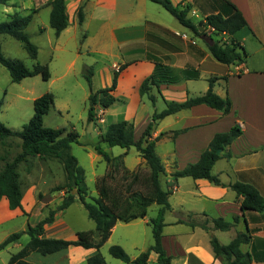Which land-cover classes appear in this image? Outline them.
I'll return each instance as SVG.
<instances>
[{
	"label": "crops",
	"instance_id": "1",
	"mask_svg": "<svg viewBox=\"0 0 264 264\" xmlns=\"http://www.w3.org/2000/svg\"><path fill=\"white\" fill-rule=\"evenodd\" d=\"M39 1L35 14L38 15L42 9L51 14L50 3L53 0ZM225 1L172 2L182 8L190 5L191 11L188 16L190 17L192 12L194 17L201 19L194 6L203 7L207 16L221 12L226 6ZM228 1L241 11L248 23V27L235 36L244 47L248 58L232 65H224L215 60L208 48L210 41L208 36H203L202 43L191 48L183 37L188 35L186 33L190 30L183 27L178 20L179 24L173 23L154 6L158 4L149 0H67L69 27L60 36H56V49L61 53L65 51L68 40L76 41L78 36L84 33L85 40L82 46L86 53L92 56L91 63L94 64L95 54L115 58L118 62L114 61L112 71L106 65L100 71L102 75H107L108 82L113 80L111 73L114 75L121 66H126L120 73L117 89L113 93L118 102L111 109L119 112L123 110V120L134 121L136 140L141 138L154 114L146 118L142 127L137 125L140 110L149 109L146 104L149 100L140 96L139 89L142 82L153 73L155 63H161L174 70L194 69L200 72L198 78H183L178 83L161 84L159 89L161 94L154 90V93L158 94L156 104L162 100L166 106L162 96L165 101L178 103L185 102L188 98L202 96L208 91V80L213 76L217 78L214 92L223 98L231 99L233 109L227 115L206 105H200L166 117L156 124L153 131L155 139L161 133L185 130L174 139L166 135L156 143L157 154L166 170L172 169L168 179L162 182L163 189L177 188L172 193L175 194L174 204L169 199L172 209L165 216L166 226L162 240L167 255L173 257L171 264H225L223 257H215L210 243L211 238L215 236L222 244L227 245L238 233L251 235V241L242 245L241 249L243 252L255 251L259 255L260 261H254L252 264H264V211H243L241 204L244 198L238 196L230 187L216 186L208 180H195L190 177L175 182L172 177L173 172L197 163L216 134L227 133L233 126L239 125L242 135L228 148L232 157L217 161L213 174L225 185L237 182L252 185L264 197V0ZM83 3L85 21L80 25L76 11ZM44 32L48 33L49 30L45 28ZM75 48L77 50L78 46ZM50 63L52 65L53 59ZM216 65L223 68L220 73L213 69ZM47 66L51 75L50 81H62L69 72L75 70L76 61L74 59L66 62L64 71L55 73L56 77L53 68L49 64ZM95 78L96 75L93 76V85ZM111 84H105L106 87L103 88L110 87ZM122 107L125 108L121 109ZM111 109L99 111L104 115ZM137 154L136 162L132 167H127L128 169L134 170L145 163L138 152ZM127 160L128 157L125 163ZM63 197L64 193L59 194L58 199L63 200ZM24 203L23 198V208L11 210L9 201L3 197L0 201V226L23 217ZM60 204L56 203V208ZM191 214L198 224H204L207 219L217 218L233 222V218L237 216L239 222L229 231H206L201 227L192 228L179 223L180 219L188 220ZM58 215L55 222L46 227L45 237L62 239L61 232L70 229ZM170 215H174L175 218H171ZM208 226L212 227L213 224L210 223ZM78 232L80 231H71L64 239L75 240ZM14 245L22 246L19 241ZM97 252L96 249L71 247L47 256L32 253L27 261L32 264H87L88 259ZM153 254L155 253H151L150 260L157 263V254L155 258ZM139 256L130 258L135 260Z\"/></svg>",
	"mask_w": 264,
	"mask_h": 264
},
{
	"label": "trees",
	"instance_id": "2",
	"mask_svg": "<svg viewBox=\"0 0 264 264\" xmlns=\"http://www.w3.org/2000/svg\"><path fill=\"white\" fill-rule=\"evenodd\" d=\"M8 1L0 0V6L6 5ZM66 1L53 0L50 3L52 8L50 26L55 30L57 37L69 27ZM149 1L161 5L183 27L196 36H208L210 38L208 48L219 63L232 65L237 62H243L248 58L244 47L235 39L236 34L248 27V23L241 11L230 1H225L226 6L223 7L221 12L207 15L201 20L200 24L188 16L191 11L190 5L182 8L180 5H175L172 0ZM84 8L85 4L83 3L76 11L80 25L85 21ZM32 21L33 15L17 16L8 22L0 24V64L8 70L13 83H20L26 78L38 75H42L44 80H49L51 77L48 66L38 64L33 69H29L23 62L8 59L3 54L1 38L8 35L19 41L32 59H38L39 48L30 40L26 33V29ZM201 26L206 29L209 26L213 27L216 32L212 35H207L201 30ZM222 33L228 34L231 39L230 44L222 45L220 40L214 39V36L218 38ZM125 67L123 65L118 71L114 72L110 87L95 92L93 90V67L86 69L85 78L90 87V96L88 98L90 122L95 120L97 107L109 110L117 104L118 99L113 93L117 89L120 73ZM189 72L194 73V75H190ZM176 73V70L166 65L155 63L153 73L140 86V96L146 97L155 106L158 94H161L159 90L161 84H174L183 78L191 79L200 76V73L196 74L197 70L194 69L183 70V75L181 76L175 75ZM185 73L187 74L185 75ZM208 81L209 89L205 94L188 98L182 103L165 101L162 96L166 108L161 112L155 111L139 140H136L134 136V121L122 120L109 125L107 130L101 134V143L108 144L110 147H120L127 151L119 156H111L102 146L98 145L95 147L97 153L107 164L106 173L97 180L98 195L96 197L90 196L89 187L86 183V171L72 153V145L79 143V134L68 133L64 135V129H53L46 127L44 124L45 116L55 106L53 94L46 93L34 101V115L21 131L12 130L0 121V144L2 146L5 145L8 139L13 137L22 140L21 153L12 161L6 162L0 169V201L3 197H6L11 210L23 208L24 192L19 166L27 163L29 157H55L59 159L66 176L65 185L58 186L55 189L56 191L65 192L62 203L56 209H50L48 214L35 226H29L26 231L12 233L0 243V251H3L18 242L23 235L27 234L30 236L29 243L16 254L11 255L7 264H32L27 261V258L32 253L47 256L71 247L96 249L98 252L88 259L87 264H107L100 250L110 239L117 223L128 224L139 219H145L148 216L149 208L155 204L159 205L160 209L157 217L151 220L154 244L147 251L142 252L134 261L139 264H148L150 255L154 252L157 254V264H171L173 257L167 255L162 240L166 226L165 216L172 209L169 199L173 192L171 189H163L161 177L166 174V168L157 154L156 143L166 135H170L174 139L184 133L185 130L161 133L155 139H153V131L156 124L166 117L200 105H206L223 112L225 115L231 113L233 109L231 99L229 97L223 98L214 92L217 78L212 77ZM155 89L158 94L154 93ZM2 106L3 101H0V113ZM241 135L242 129L239 125L233 126L227 133L216 134L197 163L189 164L184 169L172 173L174 181L177 182L181 178L190 177L195 180H208L216 186L230 187L238 196L244 198L241 204L243 211L263 212L264 197L254 186L241 182L225 185L217 175L213 174V168L217 161L232 157L228 148ZM132 147L137 150L145 161L146 166L149 168L148 173L143 172L144 170L142 169L129 170L127 168L125 158L128 155V150ZM219 150L222 151L220 155L218 154ZM77 200L83 204L89 219L95 222L98 238L95 239L96 233L91 230L78 232L75 240L45 237L46 227L52 225L56 216L60 212L66 211ZM238 222L239 217L237 216L233 218V222L217 218L207 219L204 224H198L192 214L189 215L188 220H179V223L187 224L192 228L201 227L206 231H229ZM210 223L213 224L212 227L208 226ZM250 241V234L238 233L227 245L222 244L215 236L211 238L210 243L215 257H223L225 264H252L254 261H260L259 255L255 251L243 252L241 249L242 245L248 244ZM109 252L114 258L127 264L134 262L124 248L119 245L112 246Z\"/></svg>",
	"mask_w": 264,
	"mask_h": 264
},
{
	"label": "rangeland",
	"instance_id": "3",
	"mask_svg": "<svg viewBox=\"0 0 264 264\" xmlns=\"http://www.w3.org/2000/svg\"><path fill=\"white\" fill-rule=\"evenodd\" d=\"M39 3V0H9L6 5L0 6V24L8 22L17 16L33 15V21L27 27L26 33L30 40L39 48L38 59H32L23 45L8 35L2 36L1 38L3 54L8 59L23 62L29 69H33L38 64L41 66H47V64H49L53 68V71H55L54 77L57 76L55 73H62L64 71L65 63L68 61L75 59L76 68L72 72H69L62 81L44 80L42 75H38L26 78L20 83H13L8 70L0 64V101H3L0 121L12 130L21 131L34 115V101L46 93L53 94L55 106L45 116L44 124L49 128L64 129V135L68 133L79 134V143L72 145V153L86 171V183L89 187L90 196L96 197L98 195L97 180L106 173L107 164L97 153L95 147L98 145L102 146L111 156H119L127 151L120 147H110L105 143H101L100 138V134L104 133L110 124L122 121L124 116H122L123 110L119 112L114 111V109H111L107 114L103 115L99 111L100 108L97 107L95 120L93 122L89 121L88 98L90 96V87L86 81L85 73L87 68L93 67L94 75H96L93 90L95 92L103 89V87H106L105 84L110 85L112 83V79L108 82L106 79L107 75H102L100 71L105 65L112 71L113 63L117 60L115 58L103 57L100 54H95L94 64L91 63L92 56H89L82 46L85 40L84 33L80 34L76 41H67L66 48L64 49L66 52H59L55 45V30L50 26L49 12L46 9H42L38 15L33 14ZM154 6L173 23L179 24L177 19L161 5ZM194 10L200 14L202 18L198 19L194 17L192 12L190 18L200 24L201 20L206 17L205 10L203 7L200 8L198 6H194ZM45 28L49 30L48 33L44 32ZM201 30L206 33V28L204 26H201ZM186 34L192 38V41L187 40L191 48L202 43L201 39L203 36H196L191 31ZM214 39L220 40L222 45H228L227 42L231 43L230 37H224L222 35L218 38L214 36ZM76 45L78 46L77 50L75 48ZM51 59H53L52 65L50 63ZM90 64H93V66ZM213 69L216 73H220L223 70V68L218 65L214 66ZM176 72L175 75L177 76L183 75V70L179 69L176 70ZM198 73L200 72L197 71L196 74ZM186 74L187 73H185V75ZM189 74L194 75V73L190 72ZM111 76H113V73H111ZM146 104L149 109L146 111L140 110L139 112L137 125L141 127L144 125L148 116L155 113V111L160 112L166 108L162 100L155 106L150 101H147ZM124 108L125 107H122L121 109ZM21 142L22 140L20 138L13 137L8 139L4 146L0 144L1 168L6 162L12 161L21 153ZM160 151L162 153V150ZM137 155V150L132 147L127 156L128 160L125 163L127 167H132L134 165L133 163L136 162ZM137 169H142L145 173L149 172V168L145 163H142L134 170ZM171 171L172 169L166 170V174L161 177L162 182L168 179V174ZM19 173L24 192V215L19 219L9 221L0 226V243L7 235L26 231L29 226H35L48 214L50 209L56 208V203H62V200L58 199L59 194L64 193L65 195V192L55 190L58 186H63L66 183L63 165L60 160L55 157H29L27 163H23L19 166ZM176 190V187L171 189L172 192ZM174 195L175 194L170 197L171 203L173 204ZM159 208L160 206L157 204L149 208L147 221H145V218L133 221L129 224L123 222L117 224L116 230L100 251L107 264H127L114 258L110 254L109 249L112 246L119 245L123 247L131 257H136L139 256L141 252L147 251L154 244L151 220L157 217ZM58 216L60 219L64 220L70 228L65 232H61L60 235H63L62 239L69 236L71 231L90 230L96 233L94 236L95 239L98 238L96 224L89 219L87 211L80 201L77 200L66 211L60 212ZM170 217L175 218L174 215H170ZM29 241L30 236L25 234L19 240L22 246L12 244L7 249L0 251V264H7L11 255L16 254L22 249L21 247L27 245ZM155 257V254H153V258ZM148 264L157 263L149 259Z\"/></svg>",
	"mask_w": 264,
	"mask_h": 264
},
{
	"label": "built area",
	"instance_id": "4",
	"mask_svg": "<svg viewBox=\"0 0 264 264\" xmlns=\"http://www.w3.org/2000/svg\"><path fill=\"white\" fill-rule=\"evenodd\" d=\"M214 32H216V30L213 27H210V26L207 27L206 33L208 35H212ZM221 35L224 36V37H229L228 34H226V33H222ZM183 37H184V39H186L188 41H192V39L188 35H184ZM227 44H230V42H227Z\"/></svg>",
	"mask_w": 264,
	"mask_h": 264
},
{
	"label": "water",
	"instance_id": "5",
	"mask_svg": "<svg viewBox=\"0 0 264 264\" xmlns=\"http://www.w3.org/2000/svg\"><path fill=\"white\" fill-rule=\"evenodd\" d=\"M222 153V151L221 150H219L218 151V154L220 155ZM129 264H139L138 262H136V261H134V262H131V263H129Z\"/></svg>",
	"mask_w": 264,
	"mask_h": 264
}]
</instances>
